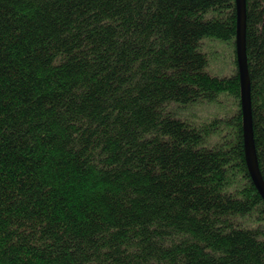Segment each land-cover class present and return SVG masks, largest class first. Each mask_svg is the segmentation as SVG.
Here are the masks:
<instances>
[{"label": "trees", "instance_id": "obj_1", "mask_svg": "<svg viewBox=\"0 0 264 264\" xmlns=\"http://www.w3.org/2000/svg\"><path fill=\"white\" fill-rule=\"evenodd\" d=\"M245 1L264 181V0ZM235 31V0H0V264H264L236 56L221 76L202 50L235 54Z\"/></svg>", "mask_w": 264, "mask_h": 264}, {"label": "water", "instance_id": "obj_2", "mask_svg": "<svg viewBox=\"0 0 264 264\" xmlns=\"http://www.w3.org/2000/svg\"><path fill=\"white\" fill-rule=\"evenodd\" d=\"M236 31L235 56L240 85V109L242 114V131L244 141V158L248 174L258 194L264 200V181L258 166L256 151L253 142L251 91L248 78V66L245 44L246 1L235 0Z\"/></svg>", "mask_w": 264, "mask_h": 264}, {"label": "rangeland", "instance_id": "obj_3", "mask_svg": "<svg viewBox=\"0 0 264 264\" xmlns=\"http://www.w3.org/2000/svg\"><path fill=\"white\" fill-rule=\"evenodd\" d=\"M202 50L209 55L207 66L209 73L222 76L228 75L233 71L235 65L233 42L204 38L202 39ZM213 109H215L213 106L209 109L206 105H202L193 111H196L195 115L204 117L209 113L210 115L214 113Z\"/></svg>", "mask_w": 264, "mask_h": 264}]
</instances>
